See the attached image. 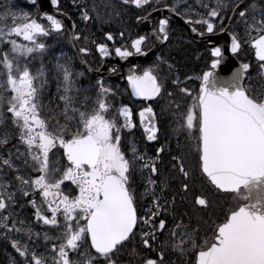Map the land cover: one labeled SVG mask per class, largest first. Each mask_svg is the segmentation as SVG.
Listing matches in <instances>:
<instances>
[{
    "label": "snow or ice",
    "instance_id": "snow-or-ice-1",
    "mask_svg": "<svg viewBox=\"0 0 264 264\" xmlns=\"http://www.w3.org/2000/svg\"><path fill=\"white\" fill-rule=\"evenodd\" d=\"M50 3L59 8L60 0ZM121 3L142 11L145 6L160 10L157 0ZM195 4L202 11L190 0H174L163 7L201 37L227 34L233 56L250 47L264 82V0H195ZM151 17L152 12L139 15L137 23ZM81 18L91 17L85 11ZM169 25L167 17L159 19L158 28L152 29L155 40L169 41ZM64 31V22L55 15L38 17L0 5V233L20 258L10 257L9 264H120L118 254L134 239L145 250L141 256L132 248L137 264H170L169 253L189 257L188 264H264V88L253 87L251 64L241 63L230 77L221 79L216 70L226 62V53L221 46L208 45L213 59L209 70L196 77L198 89L179 88L191 103L181 110L180 101L173 107L169 100L160 113H167L165 118L175 124L176 153L166 138L149 156L123 141L122 134L137 127L133 109L118 106L116 92L103 79L93 86L94 94L81 93L75 87L71 58L56 63V72L62 75L57 84L60 94L45 113L42 95L48 81L42 57L49 50L47 38ZM105 36L115 45L111 32ZM119 38L121 45L112 50L105 42L92 43L102 58L113 52L121 60L148 54L147 34L132 38L121 31ZM70 39L75 43L88 37L74 32ZM77 51L90 53L86 46ZM38 58L41 67L33 72L30 66ZM167 79L151 67L127 76L131 95L150 102L135 114L148 142H159L161 132L151 102L174 96L167 91ZM171 83L178 85L179 78ZM181 135L195 140L202 180L231 197L222 219L213 221L211 236L202 241L192 216L176 206L177 196L186 199L192 190L179 151ZM169 166L172 175L162 179L161 167ZM138 180L143 187L140 196L147 201L143 212L137 207ZM177 180L179 187L173 193ZM21 199L33 210L32 221L21 218L17 210L24 207ZM193 204L202 210L210 201L198 193ZM33 222L55 233L44 232V252L37 250L41 234L33 231Z\"/></svg>",
    "mask_w": 264,
    "mask_h": 264
},
{
    "label": "rangeland",
    "instance_id": "rangeland-1",
    "mask_svg": "<svg viewBox=\"0 0 264 264\" xmlns=\"http://www.w3.org/2000/svg\"><path fill=\"white\" fill-rule=\"evenodd\" d=\"M66 1V0H65ZM84 3H77L75 8V14H81L85 11L89 12L90 19H89V25L91 28H94L97 30H102L104 28H112L117 31H124L125 34L129 35L131 34V31L135 30L133 28V22H132V17L135 15V12L131 9H126L122 8L123 6L117 3H114L112 1L108 0H83ZM170 0H164L168 4ZM190 2L195 4V0H190ZM8 4H11L13 11L20 12V7L19 5L25 4L20 0H13V2H9ZM71 5V4H70ZM25 6V5H24ZM26 7V6H25ZM33 6H28V8H25L28 13H31L33 16L35 12L33 11ZM23 10V9H22ZM83 10V11H82ZM35 16H39V14H35ZM82 17V16H81ZM98 17V18H97ZM82 19V18H81ZM80 19V20H81ZM43 22V21H41ZM87 30V29H86ZM88 31V30H87ZM56 40V37L53 35L50 38H47V43L49 45V50L48 52L42 57L43 60V66L49 67V75L45 74V78L47 79L48 83L47 86L43 92L42 95V101L45 104V113H47L48 109L50 107H53L54 104L57 102V96L60 94L57 91V84L58 81H62V75L58 74L56 72V63L59 61L60 63H65L68 58H71V67L73 70V79L75 80V87L80 90L81 93L87 91L88 94L92 95L94 94L92 85H90V82L88 79H85L82 77V75H79L81 71L77 68L74 57L72 56L70 50L67 48V46L62 42L58 43L55 46L58 48L54 47V42ZM171 42L166 46L162 51L164 52V59L162 60L163 62V67L158 70V74L163 78L167 76V91H171L175 93L176 91H179L180 87H194L193 84H197L198 79V73L200 74L202 72V66L205 63L202 59V53L199 51H196L192 48H190V44H188L186 41L183 39H178L176 38L175 34L170 40ZM250 52V50H249ZM169 56V57H167ZM185 56H190L192 57V63L189 65L187 62L184 61ZM160 61V59H159ZM161 62V61H160ZM159 62V63H160ZM169 65H172V69L169 70ZM31 70L35 72L37 69L41 67V58H38L37 60L33 61L31 64ZM199 71V72H198ZM259 68L258 65H254L253 69L251 70L252 73L258 74L259 73ZM259 75V74H258ZM179 78L180 83L176 86L175 89L169 88L168 83L169 79L172 81L175 78ZM188 77H192L191 80L188 79ZM258 85V88L256 89H261V79L259 76L256 77L255 82ZM119 90L118 92H124L126 91L125 88L123 87H118ZM179 94H182L179 92ZM125 96V94H123ZM184 95V94H183ZM126 97V96H125ZM129 99L128 97H126ZM173 101V97H165ZM164 98V99H165ZM49 100L53 102L52 105L49 104ZM136 137L141 141L140 133L137 132ZM142 147H144L143 143L141 142ZM180 144L185 147L186 153L189 156H192L195 154L196 151V145L195 141L186 139L183 135L180 136ZM184 158H187L183 153H182ZM189 160V159H188ZM20 211L21 214V209H17ZM213 225V223H212ZM40 227L44 229L43 226ZM46 229H44V232ZM202 233L209 234V230H201ZM209 236V235H207ZM37 243V249L42 247L41 244ZM174 255H176V258H174ZM12 256H16L17 259H20L18 257V254L15 253L14 249L11 248L9 240L6 239L2 233H0V262L1 264H9V259ZM168 259H171L170 264H181V260L184 259V257H179L178 254H168Z\"/></svg>",
    "mask_w": 264,
    "mask_h": 264
},
{
    "label": "flooded vegetation",
    "instance_id": "flooded-vegetation-1",
    "mask_svg": "<svg viewBox=\"0 0 264 264\" xmlns=\"http://www.w3.org/2000/svg\"><path fill=\"white\" fill-rule=\"evenodd\" d=\"M70 4H71V1H69V0L62 1V2H60L59 8L63 9L64 11H66L71 16V18L74 20V22L76 24L77 30L80 31L81 27H83V26H79L78 20L76 19V16H75L74 6H71ZM198 11H202V9L199 8ZM153 28H158V22H155V24H153ZM197 28H198V30H200L199 26H197ZM169 30H171V31L174 30L175 31L176 38L183 39L184 41L190 43L188 40L183 38L182 30L179 27H177L176 25H174L173 23H171V22H170V25H169ZM81 32H82L81 35L85 36V31L81 30ZM108 32H111L113 34V36L116 38L115 45H113V42L106 40L105 34L108 33ZM119 33H120L119 31L118 32L114 31L112 28H105V29H102V30H95L94 34H95L96 40H92V41L105 42V43L108 44L109 49L112 50L114 48V46H120L121 43H122L120 38H119ZM63 34L59 35V36L61 38H63ZM137 35H140V32L136 29V31L134 30V32H132L130 35H126V37L131 36L132 38H135ZM66 36H67V33H66ZM92 41H90V42H88L87 40H81L80 41L81 42L80 43L81 46H83V47L86 46V47H88L90 49V53L87 56H85L87 58V60L88 59L90 60V58H91L92 47L95 49V44H93ZM150 45H151V40L149 39L148 42H147V45L145 46V49L149 48ZM159 54H160V52L158 53V55ZM115 68H117V67H115ZM90 81H91V83H94L93 79H91ZM109 81L110 80L105 82V86L109 85V83H110ZM118 84H121L120 85L121 87L125 86V88L127 90V85L125 84V82H124V80L122 78L120 79L119 83H117L116 85H118ZM124 94H125L126 97L128 96L126 93H124ZM125 96L123 94H121V97L123 98L124 102L128 103L131 106V108L133 109V111H134V119L136 120L135 117H137V115H135V114L139 110V109L136 108V106L139 105L140 102H135L132 99H127ZM130 98H131V96H130ZM160 127H161V132L159 133V142H155L154 144H156V143L157 144L158 143H164L166 138H167V140L171 138V135H170L171 132H170L168 126H167V123H165V129L166 130H164L163 125H161ZM134 130H136V128ZM132 133L133 132H128V133L124 132V135L129 136ZM165 146L167 147L168 145L166 144ZM172 152H173V154H175L173 148H172ZM168 160H169V157H168V155L165 154L164 155L165 164H167ZM185 165H186V168L188 169V171H189V169L197 171L198 161L197 160H193L191 163H188V164H185ZM161 174H162L161 175L162 179L164 178V176H171L172 173L170 171V166H169V168L161 167ZM195 180L196 179H193V186L191 188L192 189L191 190V197L189 196L188 193L186 194V199H183V200H181L180 196H177V198H176V206H177V210L178 211L189 213L192 216L194 224H196L200 228V239L202 241L205 238L206 234L202 233L201 230H205L206 225H209V227H211L213 221H216V220L220 219V215L217 213V210H216L217 203H216L214 197L212 196V194H211L212 197L209 194L208 199L210 201V206L207 209H202V210L198 209V213H194V212L190 211L189 207H190L191 199L193 200L194 199V195L198 194V189H197V186L195 184ZM179 183H180L179 180H177L176 183L172 184L171 191L173 193H175L176 190L178 189ZM135 191L137 192L138 197H139L138 205H137L138 211L139 212H143V211L146 210L147 201L142 196H140V194L143 193V187L140 186V181L139 180L137 181V185L135 186ZM27 217L32 220V212H30ZM132 248H135L136 252H138L141 256L145 254V250L139 244L138 239H134L133 242H132V245L129 248H126L125 250L122 251V253H128L127 255L130 258V262L132 264H137L136 256L132 255ZM184 258L186 259L185 264H188V261H189L190 258L189 257H184Z\"/></svg>",
    "mask_w": 264,
    "mask_h": 264
},
{
    "label": "water",
    "instance_id": "water-1",
    "mask_svg": "<svg viewBox=\"0 0 264 264\" xmlns=\"http://www.w3.org/2000/svg\"><path fill=\"white\" fill-rule=\"evenodd\" d=\"M31 2V0H29ZM39 8L41 9L42 13H48V14H52L57 16L58 18V13L55 12V10L53 9V6L50 3V0H42L39 2ZM167 11L164 10V8L160 9L159 11H154L152 12V17L154 18L155 16H162V15H168L166 14ZM151 18L149 21H146L144 23H141L140 26L144 27V29L146 31H149V26L151 23ZM187 33L189 34V32L187 31ZM192 38H194V40L197 43H203V44H207L206 41H202V39H200L199 37L195 35H189ZM215 41L220 44V46L222 47V50L225 51L226 55H225V61L226 62H222L221 66L216 70L217 76L221 79H226L228 77H230L232 75L233 72L236 71V69L239 67L240 63L235 59V57L230 53V37L227 34L221 35L218 34L215 38ZM75 44V43H74ZM216 44V43H214ZM156 45H154L155 47ZM148 54L146 56H132L127 58L126 60H121L120 58L116 57L115 60H112L110 57L107 58H103V65L102 68L98 71H90V69H88V66L84 65V68L93 76L96 77H100L103 76L104 73L106 72L108 66L112 63H119L122 69V73L119 74V76L121 74H125L126 77L128 76V74L133 71V66L135 63L144 60L146 58H149L153 53L154 50H151L149 52H147ZM130 87V86H129ZM131 90V88H130Z\"/></svg>",
    "mask_w": 264,
    "mask_h": 264
},
{
    "label": "bare ground",
    "instance_id": "bare-ground-1",
    "mask_svg": "<svg viewBox=\"0 0 264 264\" xmlns=\"http://www.w3.org/2000/svg\"><path fill=\"white\" fill-rule=\"evenodd\" d=\"M194 6L196 7L197 10H199V6L197 4H194ZM46 73V71H45Z\"/></svg>",
    "mask_w": 264,
    "mask_h": 264
}]
</instances>
